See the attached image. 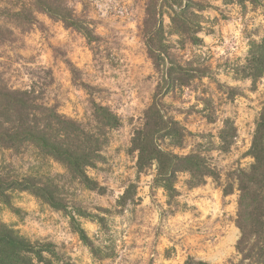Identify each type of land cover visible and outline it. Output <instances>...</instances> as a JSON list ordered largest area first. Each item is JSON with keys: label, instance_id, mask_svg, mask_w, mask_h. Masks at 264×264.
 Returning <instances> with one entry per match:
<instances>
[{"label": "rangeland", "instance_id": "obj_1", "mask_svg": "<svg viewBox=\"0 0 264 264\" xmlns=\"http://www.w3.org/2000/svg\"><path fill=\"white\" fill-rule=\"evenodd\" d=\"M70 3L90 35L38 14L41 25L16 29V41L0 49V76L105 140L100 161L84 167L97 185L33 147H0L1 179H36L61 202L3 186L0 232L22 242L11 263L238 264L239 192L231 179L253 163L248 153L264 107V72L253 78L264 70L256 62H264V0ZM157 100L186 134L182 148L160 144L205 154L216 178L194 186L189 173H178L171 191L155 180V167L138 170L132 139ZM104 112L118 126H107ZM227 124L236 138L225 146Z\"/></svg>", "mask_w": 264, "mask_h": 264}, {"label": "trees", "instance_id": "obj_2", "mask_svg": "<svg viewBox=\"0 0 264 264\" xmlns=\"http://www.w3.org/2000/svg\"><path fill=\"white\" fill-rule=\"evenodd\" d=\"M38 14L55 18L67 28L85 27L86 33H91L89 27L83 26L82 18L70 0H0V49L16 41V29L25 31L31 26L41 25ZM256 62L259 66L264 64L261 58H256ZM262 72L264 70L253 74V78L260 77ZM104 113L108 119L107 126H118L119 122L113 113ZM185 138L180 122L168 117L157 100L148 110L143 127L135 131L132 139L134 151L138 153V170L144 172L155 167V180L171 191H175L174 180L178 173H189L194 186L205 184L208 178H216V170L205 154H178L160 144L161 139H169L171 146L182 148ZM235 138L234 127L227 124L221 132L222 143L231 145ZM104 146L105 140L61 115L55 105L39 104L34 91L15 89L0 76L1 148L18 151L23 147H33L68 161L69 170L80 182L95 189L97 184L91 182L84 167L94 166L100 161ZM248 156L253 159V163L247 170L234 171L231 179L239 192L236 225L241 237L236 248L241 259L238 264H264V107ZM3 186L33 189L50 205L59 207L61 204L53 189L36 184L33 178L9 182L0 178L1 195ZM233 190V184L230 183L225 193H232ZM19 246H22V242L10 233L0 232V264H12L10 259L15 258L16 254L12 255L11 251ZM186 264L208 263L190 258Z\"/></svg>", "mask_w": 264, "mask_h": 264}]
</instances>
